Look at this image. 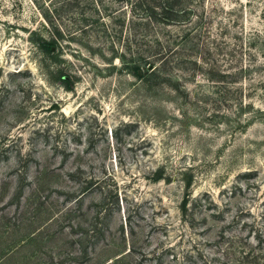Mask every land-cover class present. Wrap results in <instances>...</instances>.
<instances>
[{
	"label": "rangeland",
	"instance_id": "374dc122",
	"mask_svg": "<svg viewBox=\"0 0 264 264\" xmlns=\"http://www.w3.org/2000/svg\"><path fill=\"white\" fill-rule=\"evenodd\" d=\"M97 2L0 0V264H264V0L201 1L148 84Z\"/></svg>",
	"mask_w": 264,
	"mask_h": 264
},
{
	"label": "trees",
	"instance_id": "16d2710c",
	"mask_svg": "<svg viewBox=\"0 0 264 264\" xmlns=\"http://www.w3.org/2000/svg\"><path fill=\"white\" fill-rule=\"evenodd\" d=\"M92 1V0H91ZM99 7L98 0H94ZM117 4L126 7L121 8L119 11L122 14L126 10L132 15L136 22L135 26L139 28L136 33L139 41L146 42L151 55L144 58L145 68L137 62L126 64L125 67L138 79L147 84L152 81L161 82L162 80L168 81L166 72L170 61L181 56L184 52L182 43L186 42L189 34L192 39H195L197 26L203 22L205 12L200 11L201 1L203 0H112ZM127 11V12H128ZM193 26L192 30L182 29L184 26ZM177 27L182 29L175 35L167 36L163 29ZM192 31V32H191ZM55 33H60L56 29ZM179 42H181L179 44ZM56 40H39L37 45L44 54H53ZM153 67V69H149ZM67 78H65V77ZM57 77V76H56ZM63 84L67 85V89H72V82L68 80L66 74L58 76Z\"/></svg>",
	"mask_w": 264,
	"mask_h": 264
}]
</instances>
